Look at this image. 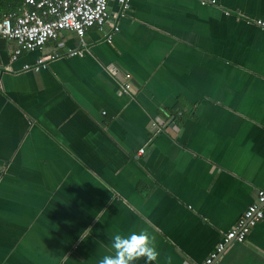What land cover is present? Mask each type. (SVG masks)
<instances>
[{"label": "crops", "instance_id": "crops-1", "mask_svg": "<svg viewBox=\"0 0 264 264\" xmlns=\"http://www.w3.org/2000/svg\"><path fill=\"white\" fill-rule=\"evenodd\" d=\"M200 1L130 0L120 16L111 0L119 30L108 43L88 28L81 56L67 55L81 46L69 30L14 61L0 39V264H99L110 234L140 230L152 264L201 263L254 200L264 0ZM213 264H264V216Z\"/></svg>", "mask_w": 264, "mask_h": 264}, {"label": "built area", "instance_id": "built-area-1", "mask_svg": "<svg viewBox=\"0 0 264 264\" xmlns=\"http://www.w3.org/2000/svg\"><path fill=\"white\" fill-rule=\"evenodd\" d=\"M27 8L12 10L0 17V39L11 40L15 43L10 60L14 61L24 51H35L43 47L48 40L56 39L60 32L69 30L80 38L81 46L69 49L67 55L81 56L86 47L83 42L85 31L90 27H97L104 31L105 40L112 42L113 35L119 30L118 14L109 9L111 0H24ZM121 6L120 16L129 7L130 0H116ZM215 0L209 2L214 3ZM201 4L208 0H201ZM226 14H229L227 11ZM254 24L264 29V20L256 18ZM58 54H46L37 57L32 64H24L23 70L39 71L45 67L46 61L54 59ZM10 70V66H5ZM116 73L113 67L108 69ZM133 74L127 72L120 76L119 92L129 94L133 87ZM152 127L159 130L157 119L151 122ZM140 149L139 152H142ZM264 216V186L256 191L254 200L239 216L235 224L222 233L215 247L201 263L213 264L223 253L225 248L233 242H243L250 230Z\"/></svg>", "mask_w": 264, "mask_h": 264}, {"label": "clouds", "instance_id": "clouds-1", "mask_svg": "<svg viewBox=\"0 0 264 264\" xmlns=\"http://www.w3.org/2000/svg\"><path fill=\"white\" fill-rule=\"evenodd\" d=\"M111 235L112 254L104 255L99 264H135L140 259H145L146 264L158 260L159 251L155 246V237L147 230L132 231L127 235ZM82 239H86L82 235ZM167 264H171V257Z\"/></svg>", "mask_w": 264, "mask_h": 264}, {"label": "trees", "instance_id": "trees-1", "mask_svg": "<svg viewBox=\"0 0 264 264\" xmlns=\"http://www.w3.org/2000/svg\"><path fill=\"white\" fill-rule=\"evenodd\" d=\"M26 7L24 0H0V17L12 10Z\"/></svg>", "mask_w": 264, "mask_h": 264}]
</instances>
